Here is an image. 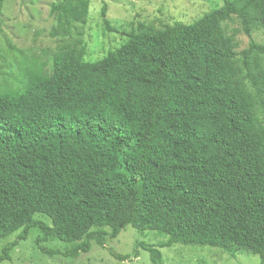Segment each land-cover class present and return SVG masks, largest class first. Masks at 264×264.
Returning a JSON list of instances; mask_svg holds the SVG:
<instances>
[{
	"label": "trees",
	"instance_id": "obj_1",
	"mask_svg": "<svg viewBox=\"0 0 264 264\" xmlns=\"http://www.w3.org/2000/svg\"><path fill=\"white\" fill-rule=\"evenodd\" d=\"M89 2H53L52 63L21 53L18 86H0V242L18 232L0 264L33 230L42 253L77 258L126 227L163 241L110 250L118 261L140 249L163 264L160 249L183 245L264 264V0H222L187 25L138 22L95 62Z\"/></svg>",
	"mask_w": 264,
	"mask_h": 264
},
{
	"label": "rangeland",
	"instance_id": "obj_2",
	"mask_svg": "<svg viewBox=\"0 0 264 264\" xmlns=\"http://www.w3.org/2000/svg\"><path fill=\"white\" fill-rule=\"evenodd\" d=\"M57 0H4L0 15V86L16 88L17 63L20 55L38 57L48 64L52 63L56 42L48 36L55 18L49 15L50 5ZM106 18L116 32H107L99 16L101 3L90 0L88 19L84 26V40L87 45L84 60L95 62L105 53L120 47L125 42L123 33H127L138 22L160 29L174 23L191 24L203 14L218 8L222 0H105ZM237 22L228 23V32L238 30ZM251 38L260 43L261 33ZM237 51L248 47L250 39L243 33L236 35ZM46 223L49 220L36 216ZM18 232L0 242V254L3 247L16 240ZM40 232L33 230L25 241L9 253L10 261L1 264H151L147 252L138 249L137 258L129 261L114 259L109 251L119 255H133L137 242L157 244L163 241L155 233H139L131 227L123 229L117 238L107 240L104 247L91 242L90 250L77 258L42 253L36 244ZM50 251L65 253L68 247L61 242L50 240L42 243ZM163 264H258L259 258L250 254H238L231 258L226 253L211 247L175 245L160 249Z\"/></svg>",
	"mask_w": 264,
	"mask_h": 264
}]
</instances>
